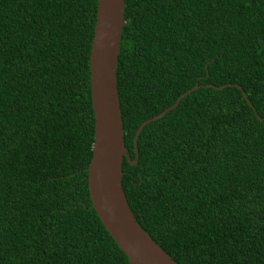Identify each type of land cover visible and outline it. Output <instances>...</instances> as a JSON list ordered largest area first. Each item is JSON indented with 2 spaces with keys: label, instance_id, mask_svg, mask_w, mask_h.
<instances>
[{
  "label": "trees",
  "instance_id": "trees-1",
  "mask_svg": "<svg viewBox=\"0 0 264 264\" xmlns=\"http://www.w3.org/2000/svg\"><path fill=\"white\" fill-rule=\"evenodd\" d=\"M96 7L0 0V264H128L87 182ZM123 17L131 160L139 124L198 85L123 156L132 214L178 264H264V0H124Z\"/></svg>",
  "mask_w": 264,
  "mask_h": 264
},
{
  "label": "water",
  "instance_id": "water-1",
  "mask_svg": "<svg viewBox=\"0 0 264 264\" xmlns=\"http://www.w3.org/2000/svg\"><path fill=\"white\" fill-rule=\"evenodd\" d=\"M123 11L124 0H97L89 54L94 118L92 154L87 167L91 206L103 227L128 258V264H178L150 237L132 214L122 189L121 164L123 156L135 164L136 137L142 127L172 109L182 96L198 85L187 89L173 104L139 124L132 139L134 158L131 160L123 139L116 78L121 28L124 24Z\"/></svg>",
  "mask_w": 264,
  "mask_h": 264
}]
</instances>
